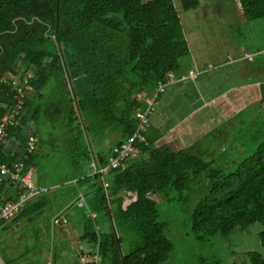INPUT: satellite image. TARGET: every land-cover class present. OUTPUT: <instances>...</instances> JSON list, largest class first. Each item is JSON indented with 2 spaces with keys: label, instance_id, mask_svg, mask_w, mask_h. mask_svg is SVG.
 <instances>
[{
  "label": "trees",
  "instance_id": "obj_1",
  "mask_svg": "<svg viewBox=\"0 0 264 264\" xmlns=\"http://www.w3.org/2000/svg\"><path fill=\"white\" fill-rule=\"evenodd\" d=\"M179 1L184 12L199 7V0ZM236 1L246 20H264V0ZM184 61L190 62V50L173 0H0V120L12 105L6 74L33 73L20 126L8 132L0 163L16 161L30 125L39 138L26 165L36 170L39 184L44 146L63 154L69 164L64 181H75L86 195L83 237H94V249L78 259L98 252L99 264L171 263L174 244L160 202L192 204L183 214L198 242L264 226V141L229 165L218 162L221 155L205 160L156 146L163 134L150 124L125 169L95 172L108 164V153L97 149L107 134H115L119 145L134 133L136 114L144 109L137 95L153 94L170 71L184 74ZM103 175L105 188L98 182ZM17 191L1 180L0 204L14 201ZM127 193L136 198L123 209ZM27 204L17 217L44 212ZM259 239L264 250V228ZM247 257L244 264H264V254ZM89 260L75 264H95Z\"/></svg>",
  "mask_w": 264,
  "mask_h": 264
},
{
  "label": "crops",
  "instance_id": "obj_2",
  "mask_svg": "<svg viewBox=\"0 0 264 264\" xmlns=\"http://www.w3.org/2000/svg\"><path fill=\"white\" fill-rule=\"evenodd\" d=\"M185 14L183 18L178 15L190 50V62L182 63L183 73L189 70L201 73L195 79L170 81L164 95L157 101L156 112L151 118V126L163 134L156 146L167 145L173 151L187 150L189 143L197 141V130L212 128L216 120L223 118L230 120L229 115H239L251 106L264 107V55L260 54L264 48L249 52L237 46L232 39L223 50L216 48L215 45L214 48H208L209 45L204 39L208 36L201 34L203 28H212L215 24L226 23L223 25H226L228 31L227 26L246 22L238 1L231 4L218 0H199V7ZM225 14L226 22H223L222 16ZM214 32L210 35L211 41ZM224 53L233 58L243 53H252L254 57L252 62L228 63L224 59L226 56ZM258 56H261L258 67L253 66L254 59ZM189 63L193 68L186 66ZM211 65L212 68H209ZM209 131L211 129L207 134ZM117 140L115 134L108 133L97 149L108 153L107 157H109ZM104 177L105 175L102 179L99 177L98 179L105 188L107 184ZM38 178L39 176L36 177L38 185L48 186L39 184ZM74 191L77 196L70 204V209L62 215L51 218L53 231L51 241L44 226V224L48 226L49 221L44 223L41 214L30 217L31 219L19 216L9 223L0 224V264H64L66 258H75L76 262L88 261L89 259L85 257L79 259L78 257L86 256L94 249V237H83L84 210L75 205L79 197H82L85 203L86 195L80 189L76 188ZM47 194L30 202L37 203L34 209L39 207V213L46 208H54L61 202L60 199L57 201V196L50 198ZM135 198L134 194L127 193L122 208L125 209ZM40 200H44L46 204H42ZM60 217L68 221L67 225L54 226L53 220ZM66 226L67 228H63ZM56 241L58 251L55 250ZM68 248L71 251H66Z\"/></svg>",
  "mask_w": 264,
  "mask_h": 264
},
{
  "label": "rangeland",
  "instance_id": "obj_3",
  "mask_svg": "<svg viewBox=\"0 0 264 264\" xmlns=\"http://www.w3.org/2000/svg\"><path fill=\"white\" fill-rule=\"evenodd\" d=\"M234 1L236 0L220 2L234 4ZM173 2L178 15L180 18H183L186 14L181 8L180 1L173 0ZM151 7L155 12L154 4ZM225 19L226 14L222 16V21L226 22ZM223 24H215L212 28L202 27L201 34L208 36L204 38L209 45L208 48H214L215 45L216 48L223 50L228 46L230 39L235 41L237 46H241L249 52L264 48V20L237 22L231 27L227 26L229 28L228 31L226 30V25ZM213 31H215V34L211 41L210 35ZM225 55V61H228L227 57L233 58L227 53ZM260 57H255L253 66L258 67L257 64H259ZM186 66L192 67V64L189 63ZM229 116L230 120L224 118L216 120L212 128L198 129L196 133L197 141L189 143L187 150L202 156L205 160H208L205 157L215 158L221 155L222 158L217 157L218 162H225L229 165L252 154L257 145L264 141V107L251 106L239 115L234 114ZM210 129L211 131L207 134ZM32 133L33 129H31L30 125L25 130V135ZM224 141L226 143H223ZM42 152L40 161L42 165L40 173L44 175L42 184L53 186L50 187L51 190L47 194V197L53 198L57 196V201L61 200L56 207L51 209L46 208L40 215L44 219V223L49 221V225L46 226L44 224V226L46 228L45 232L47 235H50L51 241L53 239L51 218L60 214L62 215L65 211L67 212L76 194H74V184L71 181L68 183L64 181L65 175L69 172V164L63 154L57 149H51L48 145L44 146ZM37 176L38 173L36 172ZM158 204L162 220L170 224V238L174 244V260L169 264H244L248 263V252L264 254L259 239V233L263 230L264 226L259 223L252 224L246 229L236 228L227 237H210L204 242H198L194 240L192 233L187 230L183 214L184 210L191 207L192 204H163L161 202ZM24 220L28 222L27 219ZM63 228H67V226ZM57 244L58 242L56 241V251H58ZM125 247L126 245L123 243L121 246L122 250ZM66 251L71 250L68 248ZM75 262V258H66L64 264H75Z\"/></svg>",
  "mask_w": 264,
  "mask_h": 264
},
{
  "label": "built area",
  "instance_id": "obj_4",
  "mask_svg": "<svg viewBox=\"0 0 264 264\" xmlns=\"http://www.w3.org/2000/svg\"><path fill=\"white\" fill-rule=\"evenodd\" d=\"M260 54L264 55V51ZM254 54L243 53L237 58L227 57L228 63L239 61L252 62ZM211 68V66H209ZM200 71L189 70L186 73L176 77L172 71L166 73V82H159L154 93L151 95L138 94L137 100L144 105V109L136 114V127L134 133L122 144L114 146L108 157V164L103 169H96L98 174H106L111 170H123L127 164L138 155L136 144L144 142V134L151 124V118L156 112V104L161 95H164L166 87L170 81L195 79ZM33 79V73L28 71L25 75L8 73L3 82L10 87L9 95L12 105L7 114L0 120V149L6 144L8 132L11 129L20 126V117L24 111V103L27 96L32 93V87L29 81ZM37 139L34 135H29L16 153L18 155L15 162L11 164L0 163V181L7 180L17 186V197L14 201H8L0 204V224L9 223L16 218L23 210L25 205L38 197L44 196L50 192L51 188L44 185H37L34 178V169L27 167L26 163L30 156L35 153ZM75 184V181H72ZM79 209L85 208L82 197H79L75 203ZM86 216L94 217L93 213L86 212ZM68 221L63 218L53 220L54 226L67 225ZM100 256L98 252L90 259L91 262L99 264Z\"/></svg>",
  "mask_w": 264,
  "mask_h": 264
},
{
  "label": "water",
  "instance_id": "obj_5",
  "mask_svg": "<svg viewBox=\"0 0 264 264\" xmlns=\"http://www.w3.org/2000/svg\"><path fill=\"white\" fill-rule=\"evenodd\" d=\"M63 66H64V64H63ZM64 68H65V66H64ZM66 75H67V72H66ZM67 79H68L69 85L71 87V82H70V79H69L68 75H67ZM71 89H72V87H71ZM76 108H77V111L79 112L78 107H76ZM98 182H100V179H98Z\"/></svg>",
  "mask_w": 264,
  "mask_h": 264
}]
</instances>
